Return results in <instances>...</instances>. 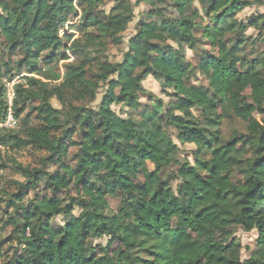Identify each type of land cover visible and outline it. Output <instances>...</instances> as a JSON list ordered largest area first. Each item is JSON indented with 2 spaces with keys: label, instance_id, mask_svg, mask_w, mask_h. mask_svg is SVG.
<instances>
[{
  "label": "trees",
  "instance_id": "trees-1",
  "mask_svg": "<svg viewBox=\"0 0 264 264\" xmlns=\"http://www.w3.org/2000/svg\"><path fill=\"white\" fill-rule=\"evenodd\" d=\"M113 3L105 13L101 0H0V40L11 54L19 53L14 69L5 63L2 74L0 64V78L30 76L26 87H16L15 118L38 101L37 123L28 125L25 116L18 133L0 135V145L46 154L39 168L17 169L25 184H18L7 206L21 211V217L10 218L18 254L3 264H264V126L253 118L264 115V54L250 60L245 55L248 45H257L245 33L264 30V15L245 23L237 19L248 7L264 6V0ZM139 5L151 12L122 59L111 63L98 57L103 43L123 44ZM206 43L215 54L203 50ZM199 50L193 66L186 53ZM55 60L66 62L62 77L51 67ZM197 70L206 75L207 89L191 83ZM141 73L151 75L172 100L166 105L156 100L139 119H123L112 106L142 107ZM101 86L97 108L88 107ZM52 98L61 109L51 105ZM3 103L0 86V120ZM231 113L245 118L248 133L223 143L218 128ZM168 128L176 130L181 145L196 147L193 166L181 165L171 180L175 189L161 174L178 152ZM77 135L79 142L73 140ZM76 146L71 167L65 161ZM55 165L62 174L46 171ZM235 171L240 180L233 179ZM43 178L53 197L21 206L26 191ZM71 184L79 195L77 216L74 205L58 197ZM107 197L120 199L116 212L105 213ZM57 217L63 225L53 227ZM237 229L257 234L256 249L244 261ZM186 233L193 242H185ZM104 237L122 250L91 246V240ZM4 256L0 249V261Z\"/></svg>",
  "mask_w": 264,
  "mask_h": 264
},
{
  "label": "rangeland",
  "instance_id": "rangeland-1",
  "mask_svg": "<svg viewBox=\"0 0 264 264\" xmlns=\"http://www.w3.org/2000/svg\"><path fill=\"white\" fill-rule=\"evenodd\" d=\"M130 3H134L135 0H126ZM251 2H254L255 0H249ZM113 0H101V4L99 5V9L101 11H104L105 13H108L110 8L113 6ZM151 12V9L147 5H139L138 7L134 8V19L133 21L128 25L127 30L122 34V40L123 44H120L119 46H112L110 43L105 42L102 44V47L99 48L100 50V57L101 59H107L111 63H117L119 62L123 54L127 51V45L128 41L137 33V26L139 23L144 19L145 17H149V13ZM264 15V6H257L253 5L251 7H248L244 9L242 12H240L237 15L238 21H241L243 23L247 22L250 18L258 17ZM145 18V19H146ZM77 19H74L73 22L70 20V25H73ZM72 33H75L74 30H71ZM63 33V32H61ZM246 37H250L251 41L254 39L257 40L256 44L248 45L246 48L245 55L247 59H253L256 56L260 54H264V43L259 41L260 38L264 37V30H258L254 28H250L245 33ZM75 36H77V33H75ZM252 42H250L251 44ZM203 50L211 51L212 54H215V50H212L208 44H203ZM9 47L6 45L5 42L0 40V64L2 67V74L6 73V67L5 63L9 65L12 69H14V63L16 59L19 57V53H10L11 51L8 49ZM93 52V51H92ZM201 50L198 52H190L188 51L186 53L188 60L193 66H197L199 63V56L201 54ZM93 55H95L93 53ZM96 56V55H95ZM71 61V60H70ZM68 61V62H70ZM66 62H59L58 60H55L51 63V67H53L54 71L59 73V75H63L64 69L63 66ZM92 73H95V68L92 69ZM142 74V73H141ZM141 76V82L140 85L142 89L144 90L143 93L139 94V103L142 106L141 108H138L136 111H130L126 109L125 107L121 105H113L112 110L119 115L121 118L125 119L127 117H131L133 119H139V114L143 111L151 110V107L153 104H156V100H161L165 105L170 102L172 99L169 98L166 94H164L161 90L160 84L156 82L153 77L149 74H142ZM25 77H30L27 74H22L18 76H11V75H2L0 78V86L2 88L3 93V104H4V113L3 117L0 120V135H6L9 132L12 133H18L22 127L23 119L25 116H29L28 118V125H35L37 123L36 119V111L34 110L38 106V101H33L31 104L28 105L25 112L21 115L20 118L15 119V125L13 128H7L5 127L4 123L6 120V111H7V101L8 97L11 91L15 93L17 85H23L26 87V79ZM61 79H59L56 82H52L53 84H56L57 82H60ZM191 83L197 87H202L204 89L208 88V81L206 80V75L202 73L200 70H197L191 77ZM104 91L103 86H101V89L99 90V93L97 95L96 101L92 104L88 105L90 108H97L98 104L101 101L102 92ZM171 93V92H169ZM152 95V97L149 99L148 96ZM249 92H245V97L248 98ZM15 100V96H14ZM14 100L12 103V108L14 105ZM51 105L55 109H61L60 104L55 98H52L50 100ZM193 114L195 116L199 115V111L196 109H193ZM221 114V112H219ZM253 118L258 121L260 124L264 126V115H259L254 113ZM220 130L221 135V141L223 143L229 141L232 138H236L240 140L248 133L247 129V121L245 118L240 116L239 114H229L221 118L220 121V127L218 128ZM169 136L171 137L172 141L176 144L178 148L177 156H176V162L173 163L170 167H167L165 169L161 170V174L164 178L168 179V181H171L174 179V175L176 174L177 170L180 168L183 164H189L193 166L195 161L194 152L196 151V147L192 144H184L181 145L177 141V132L173 128L167 129ZM73 140L76 142H79L81 140V136L77 135L73 137ZM78 147H71L69 148V155L65 163L70 165L71 167H74V160L71 159L72 156L77 153ZM209 154L206 155L208 157ZM0 249L5 253L4 258L0 261V264H3L8 259H11L14 255L18 254V252H15V239L17 237L16 228L14 225L11 224L10 218H18L21 217V211H15L12 207H8L7 203L11 200V196L15 195L18 192V184H25V179L17 173V169L19 167L22 168H29V169H37L41 166L40 161L42 158L46 156L43 152L35 151L31 148H25L21 150H13L9 149L8 147H3L0 145ZM3 165V166H2ZM147 169L149 172H152L154 170V167L152 164L147 163ZM46 171L51 174H57L61 173L62 170L58 165H55L53 167H49L46 169ZM139 179L142 181L141 177ZM233 179L234 180H240L241 176L240 173L234 172L233 173ZM175 181H171V186L173 189L176 187ZM26 191V190H25ZM26 195L23 198V201L20 203L21 206L26 207L29 205L30 202H33L35 200H42L44 198H51L53 197V193L46 189V180L43 178L38 184L36 185L35 189H28L26 191ZM68 193H61L58 195L59 198L63 199L65 204L71 203L74 205V211L73 214L75 216L79 215L80 209L78 206V198L79 195L76 194L75 187H73V184H71V190L67 191ZM108 202V210L105 211L107 214H111L116 212V210L119 207L120 199L119 198H111L107 197ZM63 225V219L61 217H57L52 222L53 227ZM27 232V231H26ZM234 236L236 239H238L241 243V260L244 261L249 258V256L255 251L256 249V238L257 234L255 231L251 232H244L240 229H237L234 232ZM10 238V243L2 244L1 243L5 240ZM184 240L186 243H191L194 241V236L191 233H186L184 235ZM91 246L93 248H96L97 251L102 248H109V250H116L121 251L122 248L118 246L116 243L109 242V239L104 237L102 239H94L90 241Z\"/></svg>",
  "mask_w": 264,
  "mask_h": 264
},
{
  "label": "built area",
  "instance_id": "built-area-1",
  "mask_svg": "<svg viewBox=\"0 0 264 264\" xmlns=\"http://www.w3.org/2000/svg\"><path fill=\"white\" fill-rule=\"evenodd\" d=\"M15 93L13 91L10 92L8 101H7V111H6V120H5V127L7 128H13L15 125V116L13 114V109H12V103L14 100ZM28 232V231H27Z\"/></svg>",
  "mask_w": 264,
  "mask_h": 264
}]
</instances>
